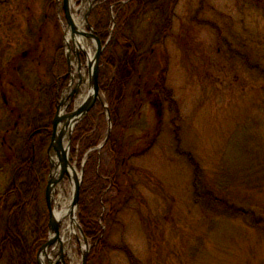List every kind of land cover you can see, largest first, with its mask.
<instances>
[{
    "label": "rangeland",
    "instance_id": "obj_1",
    "mask_svg": "<svg viewBox=\"0 0 264 264\" xmlns=\"http://www.w3.org/2000/svg\"><path fill=\"white\" fill-rule=\"evenodd\" d=\"M92 1L74 0L72 14L80 24L81 18L92 14ZM42 2L31 0L43 23V47L53 51L58 39L62 52H67L64 2L59 37L52 15L42 19L47 12ZM156 25L137 22L131 32L143 53L141 75L135 81L140 75L154 86L166 69L171 99L161 114L146 93L142 105L136 106L131 87L116 123L100 105L89 115L95 128L99 124L100 144L112 127V144L122 148L116 174L122 192L118 197L113 194L115 213L103 223L105 244L91 264H264V0H179L167 37H160ZM90 27L86 24L85 29ZM63 60L66 63L65 54ZM24 85L25 91L8 92L11 104L33 115L31 121L36 122L31 125L49 124L54 117L48 116V104L46 109L39 106L38 96L31 93L33 84ZM0 109L6 117L1 101ZM16 121L17 115L6 123L14 126ZM28 125L21 122L17 131L27 136ZM49 145L50 140L43 150ZM99 153V165L111 172L109 153ZM6 156L11 154L0 149V157ZM125 157L131 159L123 164ZM87 158L86 154L81 166L77 160L73 163L79 173ZM1 173L0 192H4L9 176ZM47 186L48 177L43 192ZM61 188L58 185L56 202H71L70 182L59 199ZM218 199L250 216L223 215ZM80 212L78 208V221ZM109 212L101 207L100 223ZM77 232L79 240L74 237L70 249L64 243L69 264H82L85 244L78 228Z\"/></svg>",
    "mask_w": 264,
    "mask_h": 264
},
{
    "label": "trees",
    "instance_id": "obj_2",
    "mask_svg": "<svg viewBox=\"0 0 264 264\" xmlns=\"http://www.w3.org/2000/svg\"><path fill=\"white\" fill-rule=\"evenodd\" d=\"M178 2L179 0L96 1L97 6L94 7L89 22L103 44L111 39L103 54L100 79L114 121L127 91L133 87L136 97H139V88L143 87L142 82L135 81L140 69L138 62L133 61V57L140 50L137 49L139 45L135 34L131 32L133 24L137 22L141 25L157 24L156 28L161 32L160 37L165 38L172 29L174 10ZM112 14L115 15L114 21ZM123 73L124 77L130 76L124 78ZM164 73L157 78L158 85L155 87L150 85L149 88L160 93L164 100L169 102L171 93L166 86V69ZM141 101H143L142 96ZM73 139L71 161L74 163L77 160L78 165L81 166L85 155L88 154L83 168L79 221L91 244L88 259V263L91 264L97 249L105 244L106 232L103 223L108 222L110 215L115 213L112 204L113 201L115 202L113 194L118 197L122 192L116 178L122 148L115 147L110 139L102 149L109 153L110 161L114 166L111 172L106 173L107 169L99 165L100 153H90L100 145L101 139L91 119L87 118L83 122ZM19 146L22 147L16 155L19 158H15L13 153L8 151L13 157V164L6 173H2L9 176V181L6 190L0 192V213L3 215V221L0 222V264H38L40 250L49 239L50 212L46 202V192H43L50 171L48 155L44 151L37 153V161L33 164L31 151L26 149L27 146L23 143ZM27 153H30L28 158H26ZM131 157L123 158L124 162L128 163ZM107 184H110V188ZM108 189L111 190L110 194L106 192ZM209 196L213 199V193ZM101 197L106 198L104 203L100 201ZM216 204L221 206L222 214L225 216L236 219H248L250 216L242 210L230 207L227 201L218 199ZM103 205L109 208L110 212L100 223L98 217ZM262 223L256 222V225L262 226Z\"/></svg>",
    "mask_w": 264,
    "mask_h": 264
},
{
    "label": "flooded vegetation",
    "instance_id": "obj_3",
    "mask_svg": "<svg viewBox=\"0 0 264 264\" xmlns=\"http://www.w3.org/2000/svg\"><path fill=\"white\" fill-rule=\"evenodd\" d=\"M62 1L63 0H43L42 2L45 10H47V12L44 13V17L42 19L45 20L46 16L49 18V16L52 15V20H54V26L56 30V36L58 30L57 28H60ZM95 3L96 0L94 2V7L97 6L95 5ZM31 5V0H0V101L6 112H8V115L6 117L4 114L0 115V149H6L10 153H13L15 158H19L16 157V155H18L19 148H22L19 145L23 143L25 146H27L26 149H29L31 151V160L32 163L35 164V161H37V153L40 154L44 151L43 149L45 143L50 140L51 145L54 132V120L57 116V113L60 112V116H66L67 114H70L74 110L79 108L83 104L84 99L88 94L87 92L89 83L88 69L86 67L88 61L86 56L88 54L86 53V51L84 50L85 53L82 51L79 58L74 52L76 45L73 41H71L73 52L69 60L67 52H62L63 50L58 39L55 40L53 51L48 48H44L42 44L43 36L41 35L43 23H41L40 17L38 13H36L35 6ZM25 39H27L26 43ZM107 42H109V40ZM107 42L105 44L102 43L103 46H105V49L102 53L99 69V87L101 100H98L93 108L89 111V113L81 119V121L84 119L83 122L87 118L92 119V117L89 115L98 105L103 106V108L107 107L109 109L108 114L109 116H111L110 107L105 106L102 98L104 96L105 100L108 103V97L104 92L103 84L100 79L103 54L106 50L107 45L109 44ZM64 47L66 48L65 42ZM135 47L137 48V46ZM154 50L155 49L152 50V54L154 53ZM63 54H65L66 63H64ZM133 58V61L136 60L138 62V68L141 70L143 53L138 51V53H135ZM80 59L82 62L81 68ZM147 59L149 60L150 58H145L146 61ZM33 70H38V72L35 73ZM127 73L129 74V72ZM140 75L138 80L142 82L143 87L139 88V97H136L137 94L135 91H133L135 105H142V103L139 102L141 101V96L146 93V96L150 100V104L158 107V110L160 109L161 112L165 103L164 98L160 93L152 88H149V84L151 82H143V78ZM129 76L130 75H128L127 77ZM25 81H29L33 84L35 90L31 93L38 96L36 100L38 101L39 106H43L46 109V105L48 104V116L50 118L54 117L52 121H49V124L31 125L33 121L36 122V119L31 121L33 115L23 114L19 109L16 108V106L11 104L8 97V92L25 91L27 88V86L24 85ZM155 82L156 83L154 84V87L158 85L156 79ZM7 88H9V90ZM35 92L37 94H35ZM15 115H17V121L15 125H7L6 122L8 121V118ZM110 119L111 118H109V121ZM115 119H117V116L115 117ZM26 120L29 122V125L26 128V132L28 134L27 136H24V133L22 131L17 130L21 128V122L26 123ZM81 121L74 128V131L72 133L73 138L75 137V134L79 128H77V126L81 123ZM98 125L96 126V129L98 128ZM64 127L65 123H60L58 132L61 133ZM2 133L3 135L1 136ZM72 137L71 142L73 143L74 139ZM66 139L67 144L65 143ZM65 140L64 148L65 150H67L68 135L66 136ZM48 149L44 152H46L48 155V161L50 165L48 176L49 185V177L51 173L50 159L52 158V154L54 152H52L50 156ZM29 156L30 155L27 153L26 158H28ZM12 158L13 157L11 156H6L3 158L0 157V172H7V169H9L13 164ZM2 160L4 162H1ZM104 179L109 178L104 177ZM58 185L65 186L62 184ZM5 190L6 189H4V191ZM2 217L3 215L2 213H0V222L3 221Z\"/></svg>",
    "mask_w": 264,
    "mask_h": 264
},
{
    "label": "water",
    "instance_id": "obj_4",
    "mask_svg": "<svg viewBox=\"0 0 264 264\" xmlns=\"http://www.w3.org/2000/svg\"><path fill=\"white\" fill-rule=\"evenodd\" d=\"M64 2V15L67 23V31L72 30L73 35H79L84 37L87 41L93 42L95 44V54L94 58L90 59L87 55V64L86 67L88 69V94L84 99L83 104L74 110L72 113L67 114L66 116H60V112L57 113V116L54 120V132L51 145L49 146L48 152L51 156V153L54 152L55 155L59 159V164L54 165L52 158L51 160V173L49 177V185L47 187L46 192V201L47 206L50 212V221H49V240L47 244L41 249L38 256V264H69L65 258V248L64 241L59 234V224L58 217L56 212L59 211L56 203V189L58 184L65 185L66 178L68 182L73 187V199L71 201V208L73 212L79 208L80 205V195H81V187L84 179V169L82 168L81 173H79L76 167L70 161V143L72 133L74 131L75 126L81 121L83 117H85L89 111L93 108L98 100H101V93L99 87V69H100V60L102 57V53L105 49L101 40L97 38L92 29L89 31L81 29L73 19L72 15V6L73 0H63ZM88 24V17L85 18ZM75 43V42H74ZM76 45V43H75ZM65 46L67 48V56L70 60L72 55V46L71 42L67 40V36L65 37ZM77 46V45H76ZM75 46L74 52L80 58L81 52L84 51L83 48H79ZM82 67V62L80 59V68ZM107 108V107H106ZM108 113L109 109L107 108ZM160 111V109H159ZM161 112L159 113V115ZM65 123V127L61 131L58 132V128L60 123ZM111 126V120L109 121ZM112 127L109 128V133L104 140V142L94 149L95 151H100L106 143L109 141L111 137ZM68 135V147L66 153L64 152V140ZM62 210H60L61 212ZM77 228L80 231L82 239L84 241V253L82 254V264L88 263L89 253H90V245L89 240L84 234V231L81 227L80 222L77 219ZM79 240L78 237H76ZM58 258V261L54 262V260Z\"/></svg>",
    "mask_w": 264,
    "mask_h": 264
},
{
    "label": "bare ground",
    "instance_id": "obj_5",
    "mask_svg": "<svg viewBox=\"0 0 264 264\" xmlns=\"http://www.w3.org/2000/svg\"><path fill=\"white\" fill-rule=\"evenodd\" d=\"M73 19L81 29L83 30L85 29V26L87 24L85 17L81 18L82 19L81 24L78 21L80 18H78L76 15H73ZM67 40L69 42L73 41L76 43V45L79 48H83L88 54L90 59L94 58L95 44L93 42H89L84 37L79 35L74 36L72 30L67 31ZM64 152L66 153L65 148H64ZM52 161L54 165L59 164V159L55 154L52 156ZM63 188L64 186H62V188L60 189L61 195L59 199L62 198ZM71 204L72 203L70 201L62 202L60 200H57L58 207L59 206L62 207L61 212L60 211L56 212V215L58 217V224H59V234L61 236L62 234L61 231H63V234L66 235L65 237L62 238V240L64 241L65 244L66 243L68 244V249H70L71 247L73 238L74 237L79 238V234L77 232V215L76 212L72 211Z\"/></svg>",
    "mask_w": 264,
    "mask_h": 264
}]
</instances>
